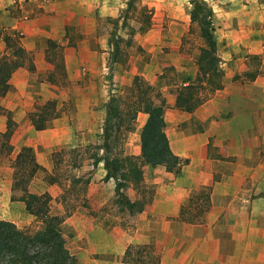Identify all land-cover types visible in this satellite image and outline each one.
Here are the masks:
<instances>
[{"label": "rangeland", "instance_id": "374dc122", "mask_svg": "<svg viewBox=\"0 0 264 264\" xmlns=\"http://www.w3.org/2000/svg\"><path fill=\"white\" fill-rule=\"evenodd\" d=\"M128 1L108 0L104 13L101 1L94 0L98 7H94L92 18L87 3L75 0L76 13L65 36H42V44L29 50L33 69H18L8 78L9 89L0 97V131L7 128L4 110L9 111L13 151L0 155V220L22 229L37 222L39 208L17 201L20 192L12 189L14 158L21 147L29 146L41 167L31 178L28 191L36 196L47 193L50 200L46 211L52 215L60 199L70 203L68 200L80 199L86 192V180L78 175L82 167L87 175L96 171L97 159L109 158V152L119 144L133 148L139 143L141 118L136 116L133 130L124 133V141L110 144L107 151L100 148L106 105L113 101L122 108L135 75L151 86V95L157 99L162 93L176 95L179 86L194 83V58L202 40L190 24V0H131L130 6ZM205 1L212 9L211 28L223 83L257 88L248 92V150L260 151L264 159V101L260 93L264 89V0ZM39 3L0 0V56L7 52L3 35L13 25L27 16L44 15ZM233 90L237 91L230 96H241L239 89ZM46 101L54 102L59 116L37 131L28 114L40 111ZM228 103L218 100L216 107H237ZM48 175L60 186H50ZM261 196L264 189L248 188L247 197L253 202L250 207L258 216L264 214V201L258 200ZM262 216L258 223L264 227Z\"/></svg>", "mask_w": 264, "mask_h": 264}, {"label": "crops", "instance_id": "0c3cea01", "mask_svg": "<svg viewBox=\"0 0 264 264\" xmlns=\"http://www.w3.org/2000/svg\"><path fill=\"white\" fill-rule=\"evenodd\" d=\"M100 1L101 11L107 12L108 0ZM82 3H87L93 18L98 3ZM39 5L45 12L42 17L27 16L11 27L21 31V44L27 52L42 44V36L64 37L77 7L75 0H40ZM223 85L191 112L175 107L176 95L152 97L164 107L172 153L187 161L177 173L163 165L143 166V186L150 200L139 212L130 214L110 203L115 197V181L105 178L99 161L96 171L86 175L84 167L79 170L78 175L86 180V192L80 199L68 200L70 203L60 199L58 209L52 212L62 221L66 247L76 264H264V227L258 223L264 214L253 212V202L247 197L248 188L264 189V159L260 151L248 150V92L257 88ZM233 89H239L241 96H230L237 91ZM260 93L264 101V89ZM218 100L237 107L217 108ZM146 116L137 115L140 129ZM109 154V159L139 156L140 146L119 144ZM202 187L210 189V205L197 218L200 201L186 206ZM122 191L130 201L139 197L130 186ZM258 200L264 201V197Z\"/></svg>", "mask_w": 264, "mask_h": 264}, {"label": "trees", "instance_id": "16d2710c", "mask_svg": "<svg viewBox=\"0 0 264 264\" xmlns=\"http://www.w3.org/2000/svg\"><path fill=\"white\" fill-rule=\"evenodd\" d=\"M190 4V24L196 28L202 45L194 58V83L181 85L176 91L175 107L185 112L193 111L208 100L211 93L223 88V70L210 21L212 9L205 0H190ZM127 5H131V0ZM21 39L22 35L15 30L3 35L2 40L7 52L0 56V97L6 95L9 89L7 80L14 71L21 67L33 69L32 56L22 47ZM116 48L117 46H114V49ZM59 61L61 62L60 59ZM204 90L206 93L202 95L201 91ZM152 97L151 86L135 75L131 86L127 88V94L123 97L122 108L119 109L113 101L106 105V117L102 125L100 148L107 151L110 144L121 143L124 141V133L133 130L138 113L147 115L139 135V156L125 154L116 155L112 159L106 156L97 159L103 162L105 178L115 181L114 204L130 214L139 212L142 205L150 200V195H147L143 186L144 165H163L167 171L177 173L187 161L172 153L165 132L164 107L161 103H155ZM4 111L7 113V128L0 131V155L13 151L9 140V124L12 120L9 111ZM58 116L54 102L46 101L40 111L28 114V120L33 128L39 131L45 129L48 122ZM13 167L12 189L20 192L17 201L33 204L39 208V215L36 225L28 229L19 228L11 221L0 220V264H76L74 256L66 247L67 235L61 219L46 211L50 196L47 193L36 196L28 191L31 178L41 169L29 146L21 147L16 153ZM46 181L48 184L56 183L60 186L59 181L49 175L46 176ZM125 186L134 189L139 197L130 201L122 191ZM209 194L210 189L202 187L190 197L186 207L200 201L195 214L197 218L209 207ZM184 209L182 207V213ZM190 221L195 220L190 217Z\"/></svg>", "mask_w": 264, "mask_h": 264}]
</instances>
